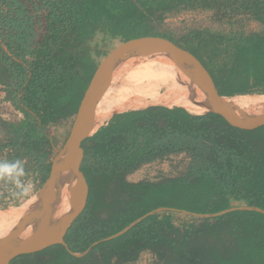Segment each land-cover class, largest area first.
<instances>
[{"label":"trees","instance_id":"16d2710c","mask_svg":"<svg viewBox=\"0 0 264 264\" xmlns=\"http://www.w3.org/2000/svg\"><path fill=\"white\" fill-rule=\"evenodd\" d=\"M190 1L204 0H52L39 43L31 40V34L12 47L0 36L10 53L0 43L1 82L9 101L26 118L9 142L0 144V153L9 148L8 161L45 158L51 143L41 123L55 124L76 113L95 71L94 67L89 76L82 77L76 63L84 56L83 45L96 32L122 42L149 33L161 37L140 23L157 11L168 12ZM221 2L264 21V0ZM190 37L201 43L222 42L217 33L206 30L192 32ZM187 51H194L207 66L200 48ZM23 56L32 58L28 70L18 63ZM218 76L222 78L221 85L217 83L220 96L264 94V35L252 33L236 44L230 69ZM237 80H243L246 87L233 89ZM127 115L131 119L120 129L101 135V126L82 142L80 170L88 196L85 209L63 236L66 247L53 245L19 256L10 264L37 255L48 256L44 264L130 262L145 249L163 264H264L262 212L231 210L203 217L198 226L182 230L167 216H146L157 209H167L168 214L213 215L227 210L232 199L264 211V126L253 131L259 130L256 137L244 136L240 134L252 131L233 128L216 114L198 115L183 107L150 106ZM178 152L191 158L184 173L154 185L123 182L143 164ZM50 165H39L42 183ZM140 218L125 233L107 239ZM89 248L82 257L72 255Z\"/></svg>","mask_w":264,"mask_h":264},{"label":"water","instance_id":"95a60500","mask_svg":"<svg viewBox=\"0 0 264 264\" xmlns=\"http://www.w3.org/2000/svg\"><path fill=\"white\" fill-rule=\"evenodd\" d=\"M0 43L2 50L9 55L1 40ZM155 57L167 58L181 67L193 86L200 105L206 110L205 113L216 114L231 127L243 131H254L264 126V109L245 113L228 100L234 96H220L211 74L199 59L175 42L159 36H143L121 42L96 67L76 110L68 137L53 157L48 177L34 195L17 229L0 238V264H10L19 256L37 253L53 245L61 244L66 247L63 236L83 212L87 202L88 185L80 170L84 158L82 142L98 130L91 133L101 98L107 86L126 69L139 61ZM76 190L79 191V196L70 201ZM231 210L235 209L200 217H214ZM243 210L264 213L255 207ZM162 211L167 209H157L146 216ZM141 220L142 218L134 221L107 239L125 233ZM57 230H59L57 235L53 236ZM89 250L90 248L72 255L82 257Z\"/></svg>","mask_w":264,"mask_h":264},{"label":"rangeland","instance_id":"374dc122","mask_svg":"<svg viewBox=\"0 0 264 264\" xmlns=\"http://www.w3.org/2000/svg\"><path fill=\"white\" fill-rule=\"evenodd\" d=\"M52 0H0V36L5 38L13 45L23 43L25 36H30L35 44L39 43L45 32V15L51 10ZM254 17L247 12L237 9L235 6L222 5L221 0L190 1L185 5L172 9L168 12L157 11L149 19L140 23V26L147 27L152 33L163 35L162 38H172L177 44L185 50L201 49V59L209 67V70L216 77L220 73L231 67L233 53L236 44L240 43L245 37L258 31L254 28ZM210 31L217 33L222 37L221 43H201L197 39H191L190 33L200 31ZM143 36H156L154 34H144ZM169 37V38H168ZM120 38H110L102 31L96 32L94 37L83 45L84 56L77 61L76 67L82 77H87L92 73L93 68L98 66L100 61L110 53L117 45L121 43ZM4 45V44H3ZM5 46V45H4ZM6 47V46H5ZM7 48V47H6ZM8 50V49H7ZM196 55L194 51H190ZM209 54H213L209 57ZM22 63H31L32 58L23 56ZM12 66V65H10ZM226 69V70H225ZM16 68L12 66V71ZM1 75V70H0ZM255 81L259 80L257 75L252 77ZM0 77V143L9 142V137L15 135V129L26 122L22 111L14 107L6 95V86L1 82ZM13 81L10 80L11 84ZM4 85V86H3ZM233 89H243L246 87L243 80H237L231 86ZM262 88L261 86H258ZM2 91L5 92L2 96ZM21 94H19L20 97ZM155 106V105H154ZM160 106V105H156ZM177 105L171 103L169 107ZM76 113H72L69 119L60 120L55 124L41 123L50 138V148L45 158L33 160L26 156L22 161L25 162L26 170H34L40 176L39 165L51 163L56 152L60 150L68 137ZM203 115V114H202ZM7 125V127L5 126ZM255 131V130H254ZM257 132L241 133L249 137L257 136ZM19 133V132H17ZM10 150V149H9ZM11 153V152H10ZM189 157V156H188ZM190 162L191 158H188ZM181 167L165 179L176 177L186 171L187 166ZM163 179V180H165ZM161 180V181H163ZM18 207V206H15ZM12 208V207H11ZM10 208H3L0 211ZM167 213V211H165ZM159 212V216H167L174 222L179 229L180 221L183 216H175L173 213L164 214ZM138 257V256H137ZM49 258L46 255H37L32 257L20 258L14 264H44ZM122 262L117 260L114 264H136L135 261ZM145 260V261H144ZM140 264H151V253ZM145 262V263H144ZM152 264H158V260H152Z\"/></svg>","mask_w":264,"mask_h":264},{"label":"bare ground","instance_id":"6f19581e","mask_svg":"<svg viewBox=\"0 0 264 264\" xmlns=\"http://www.w3.org/2000/svg\"><path fill=\"white\" fill-rule=\"evenodd\" d=\"M228 100L245 113L264 109V95H237ZM171 103L194 114L206 112L177 63L158 57L139 61L107 86L98 105L91 133L109 121L114 113L143 110L154 105L168 108ZM78 196L79 191L76 190L70 201ZM33 198L18 207L0 211V238L17 229Z\"/></svg>","mask_w":264,"mask_h":264},{"label":"crops","instance_id":"0c3cea01","mask_svg":"<svg viewBox=\"0 0 264 264\" xmlns=\"http://www.w3.org/2000/svg\"><path fill=\"white\" fill-rule=\"evenodd\" d=\"M254 28H257L258 31L256 32L257 34L264 35V21H257L254 19L253 23ZM32 62V61H31ZM19 64L24 65L25 68L28 70L29 64L22 63L18 61ZM207 69L209 70V67L206 66ZM230 69V67H228ZM210 71V70H209ZM212 74V73H211ZM213 75V74H212ZM216 82L221 85L220 81L221 80L218 76L215 77ZM251 81L250 83H252ZM3 94H5L3 92ZM253 95H259V94H253ZM264 95V94H261ZM167 107V106H166ZM170 108V107H168ZM130 112V111H128ZM128 112H118L115 113L109 121H107L101 128V135L108 133L109 130H115V129H120V127L124 126V124L131 119L129 115H127ZM72 117V115L69 117V119ZM68 119V118H67ZM46 120V119H45ZM48 123V121H45ZM1 144V143H0ZM11 150L9 148H5L1 153H0V161L7 160L8 161V155H10ZM188 154L185 152H178V153H171L168 156L164 157L162 160H154L151 163L143 164L140 166L137 170L134 172L126 175L123 179V182L125 184L129 185H134L138 183H148V184H157L161 182V180L165 179L166 177L169 176V174L173 173L174 170L177 171L181 165H186L189 164L188 162ZM41 181H43V176L40 174ZM250 206H247L245 202L240 201V200H234L232 199L230 201V206L228 209H246L249 208ZM165 212V211H162ZM158 214V213H157ZM165 215L168 214L165 212ZM175 216H183L182 220L180 221L181 225H179V230L185 229L187 227L191 226H198L201 223L202 217L196 216V215H190L184 212H179V213H173ZM172 225L177 227V225L172 222ZM175 227V228H176ZM178 229V228H177ZM151 253V264L152 260L157 259L158 264H163L162 262L159 261L157 255L152 252L151 250L145 249L141 251L138 254L137 260L135 261L136 264H140L146 257H148ZM117 260H113L111 264H114ZM145 261V260H144ZM145 263V262H144Z\"/></svg>","mask_w":264,"mask_h":264},{"label":"clouds","instance_id":"9594fccd","mask_svg":"<svg viewBox=\"0 0 264 264\" xmlns=\"http://www.w3.org/2000/svg\"><path fill=\"white\" fill-rule=\"evenodd\" d=\"M26 175L24 161L19 159L14 161H0V181L14 185V195L16 197H28L32 192V183L30 181L25 183L24 178Z\"/></svg>","mask_w":264,"mask_h":264},{"label":"built area","instance_id":"2783aa9c","mask_svg":"<svg viewBox=\"0 0 264 264\" xmlns=\"http://www.w3.org/2000/svg\"><path fill=\"white\" fill-rule=\"evenodd\" d=\"M26 173L27 175L24 178L25 183H28L30 181L33 185L32 192L28 197H16L14 195V185H12L11 183H5L3 181H0V210L3 208H11L14 206L22 205L25 201L34 197V195L40 189V187L42 186V181L38 173L34 170H26Z\"/></svg>","mask_w":264,"mask_h":264},{"label":"flooded vegetation","instance_id":"af4514ba","mask_svg":"<svg viewBox=\"0 0 264 264\" xmlns=\"http://www.w3.org/2000/svg\"><path fill=\"white\" fill-rule=\"evenodd\" d=\"M202 63V62H201ZM203 64V66H205L204 65V63H202ZM205 68L207 69V67L205 66ZM208 70V69H207ZM208 72L210 73V71L208 70ZM211 74V73H210ZM211 76H212V78H213V80H214V82H215V84H216V86H217V82H216V80H215V78L213 77V75L211 74Z\"/></svg>","mask_w":264,"mask_h":264}]
</instances>
